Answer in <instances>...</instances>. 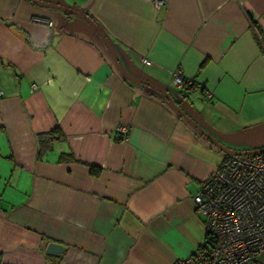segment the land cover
Wrapping results in <instances>:
<instances>
[{"label":"crops","instance_id":"1","mask_svg":"<svg viewBox=\"0 0 264 264\" xmlns=\"http://www.w3.org/2000/svg\"><path fill=\"white\" fill-rule=\"evenodd\" d=\"M43 1L87 13L223 145L264 147V0ZM208 135L84 17L0 0V264H176L206 244L192 197L227 156Z\"/></svg>","mask_w":264,"mask_h":264},{"label":"built area","instance_id":"2","mask_svg":"<svg viewBox=\"0 0 264 264\" xmlns=\"http://www.w3.org/2000/svg\"><path fill=\"white\" fill-rule=\"evenodd\" d=\"M159 8L167 0H151ZM31 20L52 25V20L34 15ZM145 63H150L144 58ZM179 89L196 84L181 67L171 71ZM122 139L129 127L119 125ZM206 231V245L177 259L176 264H263L264 253V151L227 154L199 184L192 197Z\"/></svg>","mask_w":264,"mask_h":264},{"label":"water","instance_id":"3","mask_svg":"<svg viewBox=\"0 0 264 264\" xmlns=\"http://www.w3.org/2000/svg\"><path fill=\"white\" fill-rule=\"evenodd\" d=\"M35 2H37L38 4L41 5H46V6H50V7H55V8H59L63 11H68L70 13L73 14H77L80 15L82 17H84L85 19H87L92 25L93 27L96 29V31L98 32V34L100 35L101 39L104 41L105 45L107 46L109 52L111 53L112 59L117 67V69L119 70V72L126 78L132 80V81H136V82H142L145 83L151 87H153L154 89H156L157 91H159L171 104V106L179 113L181 114L183 117H185L188 121H190L194 126H196L197 128H199L200 131H202L204 134L208 135L206 131H204L193 119H191L186 112L181 108V106L177 103V101L174 99V97L172 96V94L165 88L156 85L155 83H152L150 81H147L145 79L139 78V77H135L130 75L129 73H127L120 65L117 56L111 46V43L109 41V39L106 37L105 33L101 30V28L97 25V23H95L93 21V19L85 12L78 10V9H74V8H70L67 6H63L60 4H56V3H52V2H47V1H43V0H33ZM212 141L220 148L222 149L225 153L227 154H244V153H254V152H262L264 151V147L258 148V149H251V150H234V149H230L227 146L223 145L220 141H218L217 139H215L214 137L208 135ZM64 249V246L57 242V241H50L47 243L46 246V252L47 253H58L60 251H62Z\"/></svg>","mask_w":264,"mask_h":264},{"label":"trees","instance_id":"4","mask_svg":"<svg viewBox=\"0 0 264 264\" xmlns=\"http://www.w3.org/2000/svg\"><path fill=\"white\" fill-rule=\"evenodd\" d=\"M191 86V85H190ZM189 86V87H190ZM46 134H47V132H41L40 134H39V145H40V147H42V145H43V142L45 143V141L47 140V138H45V136H46ZM204 245H206V244H204Z\"/></svg>","mask_w":264,"mask_h":264},{"label":"rangeland","instance_id":"5","mask_svg":"<svg viewBox=\"0 0 264 264\" xmlns=\"http://www.w3.org/2000/svg\"><path fill=\"white\" fill-rule=\"evenodd\" d=\"M174 88H172V90H173Z\"/></svg>","mask_w":264,"mask_h":264}]
</instances>
